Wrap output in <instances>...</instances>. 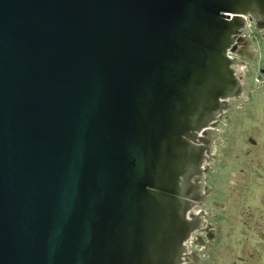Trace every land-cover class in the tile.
Returning a JSON list of instances; mask_svg holds the SVG:
<instances>
[{
	"label": "water",
	"instance_id": "water-1",
	"mask_svg": "<svg viewBox=\"0 0 264 264\" xmlns=\"http://www.w3.org/2000/svg\"><path fill=\"white\" fill-rule=\"evenodd\" d=\"M247 17L264 0H0V264H181Z\"/></svg>",
	"mask_w": 264,
	"mask_h": 264
},
{
	"label": "flooded vegetation",
	"instance_id": "flooded-vegetation-1",
	"mask_svg": "<svg viewBox=\"0 0 264 264\" xmlns=\"http://www.w3.org/2000/svg\"><path fill=\"white\" fill-rule=\"evenodd\" d=\"M245 20V29L237 36L232 47L234 51L230 52V57L237 60L234 68L237 77L242 79L243 92L238 99H229L214 125L199 133L205 155L195 204L187 214L194 230L184 244L181 264H217L224 225L227 224L233 232L239 229V223L256 235L255 240L264 238V213L246 198L251 194L250 189L256 186L249 180L251 164H255V159L249 157L254 151L256 163L262 169L259 172L264 174V146L255 141L251 148L248 142L239 138L243 134L239 126L241 117L235 112L250 101L248 92L254 70L260 74L255 83L259 87L264 85V24L258 25L249 17ZM255 196L259 197L256 192ZM258 256L255 250L247 257L251 264H259Z\"/></svg>",
	"mask_w": 264,
	"mask_h": 264
},
{
	"label": "rangeland",
	"instance_id": "rangeland-1",
	"mask_svg": "<svg viewBox=\"0 0 264 264\" xmlns=\"http://www.w3.org/2000/svg\"><path fill=\"white\" fill-rule=\"evenodd\" d=\"M258 76H260L259 72L254 70L250 77L251 83L248 92L250 101L247 100L243 108L235 110V112L240 113L241 117L239 126L243 134L239 138L245 143L248 142V146L251 148H253L255 141L264 146V85L259 87L255 83ZM254 154L253 151L249 157V159H255V164H251L250 173L252 177L249 180L252 184L255 182L256 186L252 188L254 193L250 189L251 194L246 198L252 205L260 207L258 209L264 213V174L259 172L262 169L259 167V163H256V155ZM243 166L248 167V164H243ZM257 172L260 174L259 179H257ZM255 192L259 197L255 196ZM237 219L239 220V217ZM233 220L236 221V219ZM238 226L239 229L233 232L230 224L224 225L223 241L219 247L217 264H251L247 256L249 252L255 250L260 256H258L259 264H264V238L262 241H257L255 240L256 235L249 228H243L239 223Z\"/></svg>",
	"mask_w": 264,
	"mask_h": 264
},
{
	"label": "clouds",
	"instance_id": "clouds-1",
	"mask_svg": "<svg viewBox=\"0 0 264 264\" xmlns=\"http://www.w3.org/2000/svg\"><path fill=\"white\" fill-rule=\"evenodd\" d=\"M225 13H229V12H221V15L224 16Z\"/></svg>",
	"mask_w": 264,
	"mask_h": 264
}]
</instances>
